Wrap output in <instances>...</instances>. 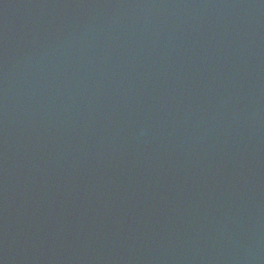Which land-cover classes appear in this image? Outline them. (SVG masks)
Listing matches in <instances>:
<instances>
[{"label":"water","instance_id":"obj_1","mask_svg":"<svg viewBox=\"0 0 264 264\" xmlns=\"http://www.w3.org/2000/svg\"><path fill=\"white\" fill-rule=\"evenodd\" d=\"M0 264H264V0H0Z\"/></svg>","mask_w":264,"mask_h":264}]
</instances>
